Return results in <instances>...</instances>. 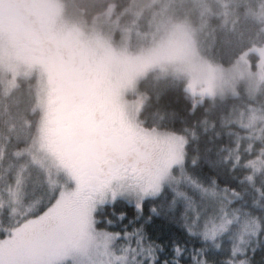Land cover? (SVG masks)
Listing matches in <instances>:
<instances>
[{
  "label": "rangeland",
  "instance_id": "obj_1",
  "mask_svg": "<svg viewBox=\"0 0 264 264\" xmlns=\"http://www.w3.org/2000/svg\"><path fill=\"white\" fill-rule=\"evenodd\" d=\"M243 1L132 0L128 9L132 20L127 25H121L119 19L113 20V5H108L87 20L84 12L67 0H29L24 3L27 10L35 14L45 13L48 21L58 23L59 32L44 31L49 40L54 44L63 40L80 43L82 49L95 54L93 67L102 68L112 76V81L104 85L97 74L96 77L93 72H84L79 65L65 66L58 60L53 63L57 72L63 74L73 86L75 94H80V98L84 99L86 107L100 106L101 113L106 117L111 116L119 121L117 129L106 131L99 130L97 118L86 113L87 118L79 116L77 121L85 131L78 133L75 141H70L74 144L69 152L65 143L61 148L56 147L52 135V130L58 126L56 124L53 128L51 125V120L57 119V114L52 110L60 109L63 105L62 94L51 78L42 55L33 50L26 52L18 44L32 30L20 10L21 0H0V82L10 90L17 84L19 76L35 73L40 80L42 116L36 136L27 150L33 161L53 179L63 171L78 177L86 185L99 184L123 163L119 156L115 160L102 156L99 147L104 145L117 155L129 152L132 160L142 166L141 177L145 180L150 178L174 154V134H179L168 129L147 128L140 122L144 97L139 92L138 83L150 71L156 70L163 76L182 77L190 88L212 97L236 94L240 84H244L251 93H257L264 86V42L249 47L229 65L210 57L213 43L210 40L208 45L207 40L212 38L214 28L208 23L209 18L212 14L223 16V13L229 12L228 4ZM248 2L249 13L260 18L264 27V0ZM146 12L149 20L145 29H141L140 17ZM11 23L18 28L16 33L8 27ZM252 54L257 55L255 67L250 60ZM255 114L257 118L261 115L258 112ZM96 133L100 135L99 140ZM134 139L149 141L153 143L151 148L156 147V154L146 159L147 163H142L145 158L136 154L134 146L127 148ZM3 153V147H0V214L3 204L11 203L15 206L12 215L19 217L33 207L23 205L22 173L27 166L21 167L18 172L20 176L10 186L18 194L10 195V189L3 191L2 186L5 179L1 171ZM146 164L151 166L149 170H143ZM98 167L101 169L98 170ZM73 208L74 203L70 201L69 211ZM30 232L29 224L21 226V237H30ZM131 242L135 244L134 237ZM126 264H132L130 257L126 258Z\"/></svg>",
  "mask_w": 264,
  "mask_h": 264
},
{
  "label": "snow or ice",
  "instance_id": "obj_2",
  "mask_svg": "<svg viewBox=\"0 0 264 264\" xmlns=\"http://www.w3.org/2000/svg\"><path fill=\"white\" fill-rule=\"evenodd\" d=\"M256 118L255 112L245 118L242 111L236 117L246 127ZM174 143V154L146 180L140 174L142 166L131 157L99 184L86 185L63 171L55 179L48 174L47 198L34 201L29 212L0 225V264H126L129 257L132 264H156L163 244L147 239L146 228L161 207L166 214L178 213L189 235L203 241L228 236L231 243L221 257L224 264H254L251 241L264 235V146L253 152L252 145H247L244 157L237 139L224 156V160L232 159L234 182L219 183L217 176L206 182L185 166L187 139L183 134H174ZM196 161L193 156L192 164ZM238 167L244 169L243 174L235 175ZM257 175L261 183H257ZM249 188L255 193L250 200L246 198ZM9 194L18 192L10 189ZM165 195L166 202L156 203ZM70 201L74 203L71 212ZM117 201L125 202L131 214L127 209L116 210ZM109 208L123 222V230L114 228L115 220L104 214ZM25 223L31 226L30 237H21ZM206 247L195 249L191 264H205ZM173 248L175 264H184L183 248L179 244ZM109 256L112 258L107 259Z\"/></svg>",
  "mask_w": 264,
  "mask_h": 264
},
{
  "label": "trees",
  "instance_id": "obj_3",
  "mask_svg": "<svg viewBox=\"0 0 264 264\" xmlns=\"http://www.w3.org/2000/svg\"><path fill=\"white\" fill-rule=\"evenodd\" d=\"M67 2L80 8L87 20L108 5H113V20L119 19L121 25H127L132 20V14L128 11L132 0H67ZM247 5L250 6L248 0L235 5L228 4L229 12L223 13V16L212 14L213 16L209 18L208 23L214 31L207 43L209 45L210 40L213 43L210 57L216 62L229 65L249 47L264 42L263 21L249 13ZM148 16V12L141 14V29H145ZM256 59V54L250 56L253 67L256 65ZM138 89L144 97L139 114L141 124L147 128L157 127L183 134L187 139L185 166L206 182L214 175L218 177L219 183L234 182V171L230 167L232 159L229 156L228 160H224V156L229 154V149L236 144L237 139L239 151L244 157L248 155L247 145H252L253 152L264 146V119L260 118L264 116V86L257 93H251L244 84H240L236 94L212 97L190 88L182 77L163 76L153 70L139 81ZM40 98V80L35 73L19 76L17 84L10 90L0 82V147L4 150L1 156V171L3 177L5 176L2 182L3 191L10 189L20 176L18 172L21 167L27 166L22 173L21 186L23 205L26 206L47 198L48 174L33 161L27 151L36 136L42 116ZM201 99L204 100L203 103L200 102ZM254 110L261 115L252 126L246 127L236 119L241 111L247 118ZM193 156L197 157L195 165L191 162ZM243 171V168L238 167L235 169V175H241ZM256 181L262 182L259 175ZM254 194L249 188L246 198L250 200ZM166 200L165 195L156 203L160 204ZM261 200L264 202V197ZM148 203L145 205V215H148ZM115 208L127 209L131 214V209L123 201H117ZM2 209L0 225L7 224L8 220L15 217L12 215L15 206L11 203L8 205L4 203ZM104 214L115 220L114 228L123 230V222L114 215L111 208L105 210ZM139 222L136 221L137 224ZM128 227L131 228L132 224ZM146 231L147 239L163 244L156 264H160L164 259H167L169 264H175L172 259L175 244L183 248L181 259L184 264H191L195 249L205 244L207 245L204 253L205 264H224L221 257L227 254L231 243L228 236L220 237L216 241H203L199 236L187 234L178 213L166 214L163 207L160 208L159 215L153 216ZM251 244L255 246L254 264H264V235L253 238Z\"/></svg>",
  "mask_w": 264,
  "mask_h": 264
},
{
  "label": "flooded vegetation",
  "instance_id": "obj_4",
  "mask_svg": "<svg viewBox=\"0 0 264 264\" xmlns=\"http://www.w3.org/2000/svg\"><path fill=\"white\" fill-rule=\"evenodd\" d=\"M27 2H29V0H21L22 4L20 3L19 6H21L20 10L26 16V20L29 23V26H31L32 30L28 36H23V38L18 41V44L23 47L26 52H31V50H33L34 52L42 55L51 78H53L62 94L63 105L60 109L52 110L54 114H57V119H52L51 122H53V124L51 125H53V128L55 127L54 125H58L57 129L52 130V135L56 147L59 148L60 146H64L65 143L66 150L70 152L72 151L74 144L71 142L76 140L78 133H84L85 131L83 126H80L79 122L77 121L79 116H82L84 119L87 114L91 115L93 118H97L96 120L98 121L97 126L99 127V130L106 131L108 129H117L119 121L118 119L111 116L106 117L105 114L101 113L100 106L93 105L92 107H86L84 99L80 98V94H75L73 86L70 85L63 74L57 72V69L53 63L58 60L59 62L61 61L65 66H69L70 64L74 66L79 65L82 71L88 73L93 72V75L96 77L98 75L100 81L104 85L109 84L112 81V76L102 68L93 67L95 54L90 50L82 49L80 43L73 44L63 40V42L59 44H54L51 40H49L45 36L44 31L47 33V30H50L57 33L59 32L60 26L55 21H48L45 13L35 14L32 11L27 10L24 5V3ZM8 27L15 33L18 30V28L12 23L9 24ZM52 60L54 62H52ZM100 116L103 118H100ZM96 135L99 140V133H96ZM151 145H153V143H149V141L142 142L141 139H134L127 148L134 146L133 148L137 149L136 154L138 153L141 158H145L142 163H147L146 159L156 154V147L151 148ZM127 148L125 150H127ZM99 151L101 155L108 160H115V158H118L119 156L123 162L128 157H131L129 152L119 153L117 155L112 152L113 150H109L108 147H105L104 145H100ZM150 167L151 166L148 167V164H146L143 170H149ZM97 169L100 170L101 168L98 167ZM87 182L88 180L86 183Z\"/></svg>",
  "mask_w": 264,
  "mask_h": 264
},
{
  "label": "water",
  "instance_id": "obj_5",
  "mask_svg": "<svg viewBox=\"0 0 264 264\" xmlns=\"http://www.w3.org/2000/svg\"><path fill=\"white\" fill-rule=\"evenodd\" d=\"M203 101H204L203 99L200 100L201 103H203ZM196 106H197V103H196Z\"/></svg>",
  "mask_w": 264,
  "mask_h": 264
}]
</instances>
